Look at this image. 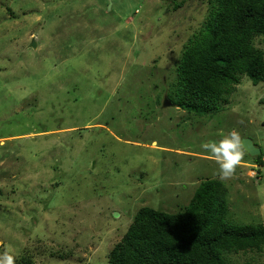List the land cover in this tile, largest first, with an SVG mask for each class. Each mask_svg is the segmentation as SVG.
<instances>
[{"label":"rangeland","instance_id":"obj_1","mask_svg":"<svg viewBox=\"0 0 264 264\" xmlns=\"http://www.w3.org/2000/svg\"><path fill=\"white\" fill-rule=\"evenodd\" d=\"M173 1L0 0V255L109 264L140 208L176 213L208 179L231 223L264 225V168L245 154L222 180L201 147L236 130L264 158V83L245 76L215 114L164 106L207 10Z\"/></svg>","mask_w":264,"mask_h":264},{"label":"trees","instance_id":"obj_2","mask_svg":"<svg viewBox=\"0 0 264 264\" xmlns=\"http://www.w3.org/2000/svg\"><path fill=\"white\" fill-rule=\"evenodd\" d=\"M192 1L207 6L206 17L184 44L166 97L202 116L218 113L245 76L254 85L264 83V49L256 44L264 39V0ZM173 3L177 11L186 0ZM263 159L255 158V164L264 167ZM225 185L218 179L202 182L176 213L140 208L108 255L109 264H233V254L262 252L264 225L228 220ZM21 264L33 262L23 257Z\"/></svg>","mask_w":264,"mask_h":264},{"label":"clouds","instance_id":"obj_3","mask_svg":"<svg viewBox=\"0 0 264 264\" xmlns=\"http://www.w3.org/2000/svg\"><path fill=\"white\" fill-rule=\"evenodd\" d=\"M201 147L210 153L211 157L219 165L218 175L222 180L230 179L235 175L237 167L243 162V157L246 151L243 139L240 133L236 130H232L218 143L205 142ZM253 159L255 158H252V160ZM252 168L256 169V171L251 169L252 172H257L262 169L258 164H255ZM0 264H15L14 257L5 251L0 255Z\"/></svg>","mask_w":264,"mask_h":264},{"label":"water","instance_id":"obj_4","mask_svg":"<svg viewBox=\"0 0 264 264\" xmlns=\"http://www.w3.org/2000/svg\"><path fill=\"white\" fill-rule=\"evenodd\" d=\"M31 48L36 49L37 44L33 40L30 45ZM173 105L172 101L169 98H165L164 106H171ZM243 142L246 148L245 154L251 158H256L262 154V151L259 147H257L254 142L250 138H243Z\"/></svg>","mask_w":264,"mask_h":264}]
</instances>
